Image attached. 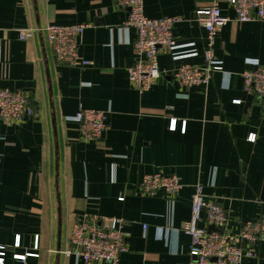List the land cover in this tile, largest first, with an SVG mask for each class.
<instances>
[{
    "label": "crops",
    "instance_id": "1",
    "mask_svg": "<svg viewBox=\"0 0 264 264\" xmlns=\"http://www.w3.org/2000/svg\"><path fill=\"white\" fill-rule=\"evenodd\" d=\"M213 0H144L149 18L181 17L173 34L180 52L159 56L163 75L147 92L132 86L137 60L128 11L119 0H0V86L30 95L35 115L23 123L0 119V260L18 264H85L71 250L70 234L83 214L125 221L127 252L119 264H192L191 239L181 232L191 216L197 186L227 214L226 229L240 231L264 213L263 101L244 90L242 74L264 66V23L232 21L221 31L215 55L223 72L208 85L181 87L173 73L203 67L206 33L193 19ZM89 24L79 37L86 67L58 62L48 25ZM38 30L20 39V31ZM107 115L98 141L80 139L81 111ZM176 129L170 128L173 120ZM250 135L255 140L250 141ZM179 178L174 200L159 192L141 196L146 175ZM123 198V201L119 199ZM205 214L199 227L205 226ZM210 230H215L214 226ZM20 241V247L16 243ZM38 244V249L37 248ZM256 259L264 264V243Z\"/></svg>",
    "mask_w": 264,
    "mask_h": 264
},
{
    "label": "built area",
    "instance_id": "2",
    "mask_svg": "<svg viewBox=\"0 0 264 264\" xmlns=\"http://www.w3.org/2000/svg\"><path fill=\"white\" fill-rule=\"evenodd\" d=\"M222 2L234 11L236 22L264 23V0H213L210 7L196 10L193 19L206 33L205 65L197 67L185 64L173 73L174 80L183 88L208 85L213 73L223 72L215 55V46L221 31L232 19L223 13ZM119 6L128 11L125 28L135 30L137 35L134 49L138 60L128 68V78L138 90L149 91L163 75L159 66L160 54L169 52L176 60L197 55L194 51L180 52L181 48L191 46L178 45L174 37V26L182 21L181 17L149 18L144 11V0H119ZM88 27L89 24L48 25L39 31L46 33L58 62L79 68L90 65L79 52V37ZM36 31L21 30L20 39L32 38ZM242 77L245 92L261 98L264 111V66L246 70ZM34 115L29 94L0 86V119L6 123H23ZM76 119L80 123V139L84 142L100 140L107 129V115L103 111H81ZM176 126L174 119L170 128L175 130ZM249 140L254 141L255 135H250ZM138 188L141 196H155L162 192L174 200L183 185L176 176L156 173L146 175ZM119 200L123 201V198ZM203 213L206 225L199 227ZM211 226L215 230H210ZM226 226L227 214L216 203L208 201L203 187L197 186L190 219L181 230L191 239L190 255L195 259L192 264H242L246 258H258V246L264 243V213L259 220L246 222L237 233L228 231ZM127 238L122 218L83 214L72 227V249L66 253L85 264H119L128 250ZM15 246L20 247L19 238ZM29 257H38V254L17 256L18 264H28ZM0 264H3V260H0Z\"/></svg>",
    "mask_w": 264,
    "mask_h": 264
}]
</instances>
